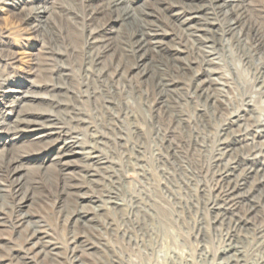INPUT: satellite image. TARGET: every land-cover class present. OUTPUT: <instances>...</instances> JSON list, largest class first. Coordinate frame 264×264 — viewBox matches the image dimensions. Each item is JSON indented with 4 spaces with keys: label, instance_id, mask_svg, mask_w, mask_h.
Returning <instances> with one entry per match:
<instances>
[{
    "label": "rangeland",
    "instance_id": "rangeland-1",
    "mask_svg": "<svg viewBox=\"0 0 264 264\" xmlns=\"http://www.w3.org/2000/svg\"><path fill=\"white\" fill-rule=\"evenodd\" d=\"M35 2L0 3L4 88L27 80L39 85L40 92L61 87L63 93L35 106L53 110L59 117L58 136L69 137L74 131L84 146L93 147L112 163L110 170L95 168L98 173L90 180L80 170L79 161L70 172L59 163L46 166L55 152L49 144L43 149L48 154L42 165L24 163L25 185L32 197L19 207L12 178L4 176L5 162L22 151L27 157L36 155V147L45 142L38 143L31 139L32 133L19 131L14 135L19 138L10 143L11 134L3 131L7 150H0V264L215 263L225 245L227 225L213 224L216 214L210 206L213 200L228 201V184L219 173L232 159L241 161L232 184L245 172L248 150L262 139L255 135L251 143L247 135L252 133L254 119L264 121V85H260L264 77V0H244L247 15L240 37L238 28L228 33V17L210 0H129L142 17L141 9L154 12L146 24L158 27L161 45L171 55L154 53L146 65L153 71L150 78L133 69L136 54L130 30L104 22L108 0L48 2L49 25L37 29L32 21L23 20ZM190 11L199 17L184 23ZM196 24L211 27L199 34L193 28L183 29ZM96 30L98 37H107L106 43H91L89 32ZM207 36L215 41L217 64L227 84L221 93L209 89V98L193 92L203 76L194 71L201 68ZM62 69L67 76L60 74ZM161 82L169 85L162 90ZM1 88L0 117L5 100ZM246 99L252 100L251 112H241L238 124L230 125L231 112L244 108ZM226 123L230 127L224 131ZM232 135L241 142L230 156L216 161L217 144L231 140ZM168 146H175L176 153L172 155ZM201 184L204 191H199ZM107 191L117 192L120 206L105 204L94 211V204L81 201L84 192L104 196ZM258 202L252 228L241 237V264H264V192ZM81 209L91 211L86 223L73 215ZM237 210L244 215V207L238 205ZM20 213L30 216L22 225L18 223ZM32 221L44 235V255L29 249L33 227L28 222ZM259 228H263L260 238L255 233Z\"/></svg>",
    "mask_w": 264,
    "mask_h": 264
},
{
    "label": "bare ground",
    "instance_id": "bare-ground-1",
    "mask_svg": "<svg viewBox=\"0 0 264 264\" xmlns=\"http://www.w3.org/2000/svg\"><path fill=\"white\" fill-rule=\"evenodd\" d=\"M3 2L4 0H0V3ZM48 2H50L49 5H51L53 0H36L35 4L28 8L23 20L32 21L33 27L36 29L38 27L45 28L48 26V18L50 14L49 9L51 7L47 4ZM209 3L212 6L214 5L228 17L227 26L228 31H230L228 33H231V31H234L238 28L237 34L238 37H240L242 34L241 30H243L241 26L244 25V18L247 15V8L244 0H210ZM106 7L105 23L112 21L114 24L117 23L118 27L126 26L128 30H130L129 40L132 42L134 46L133 51H135L136 54V62L133 65V69H137V73L143 78L153 77V71L151 72V70H148L146 65L147 63L152 62L153 58L155 57L154 53H157L160 56H171L170 53L164 51V48L161 45L163 43V38L162 34L160 35L157 33L160 31L157 29L158 27L152 28L150 25L148 27L146 24V22L151 21L150 18L153 16L154 12L151 10L141 9L140 11L142 15H144V17H142L138 15L135 7L132 6L129 0H108ZM190 13L186 14L188 16H185L182 19L184 23H188L191 19L199 17H196L198 13L196 11H190ZM209 27L211 26H197L196 24V26L187 25L183 29H185L184 31H190L193 28L192 31L196 34H199L200 32H208L210 29ZM95 32L97 33V30L89 32L88 39L91 40V43H106V41H108L106 36L104 37L103 35H100L98 37ZM175 48L177 50V47ZM203 48L205 49V54L204 58L200 61L201 68L195 69L194 71L196 75L201 71L203 76L201 79L195 82L193 92L195 93L197 91L200 95L204 94L206 98H209L211 96V94L208 93L209 89H212L213 91L216 89L221 93L223 87L225 88V85L227 84L225 81V74L221 73L220 66L217 64V51H215V41H213L212 37H205ZM98 58L99 56L96 55L95 60L98 61ZM262 69H264V66ZM117 70L118 69L115 70L116 73L119 72ZM60 74L63 76L68 75L66 69H62ZM166 84L167 83L163 82L160 83L162 90L165 89ZM261 84L262 86L264 85V77L262 80H260V85ZM0 86L2 87L1 92L5 97V100L1 105L2 110L0 117V135L3 131L10 133L11 136L8 137V140L10 143H14L16 139L19 138L18 135L16 137H14V135H16L17 132L22 131L28 134L32 133L30 136L32 137L31 139L38 143L45 142L39 146V148L36 147L37 151L35 152H38L36 155L27 157L24 151H22L23 153L15 154L14 157L11 156L7 158L5 162L4 176L8 179L12 178L11 184L14 191L13 193L17 199L19 207L26 206L31 201L32 197L27 193L25 185L26 180L24 179V175L26 166L24 163L25 161L29 160L30 162L34 161L38 163L39 166L42 165L48 154V152H42H44L43 149L47 145L49 146V144H52L51 148L55 149V152L54 155L48 159L49 162L46 166H55V164L59 163L64 166V169H66L65 171L70 172V170H73L74 164L79 161L80 166L85 168L82 169L80 167V170L84 171L85 176H87V178L90 180H92V178L98 173V170L95 168L101 170L108 168L110 170L112 162L106 155L98 153L93 147L84 146L79 141L77 133L74 135V131L70 132L71 134L73 133V135L70 134L69 137L61 138L58 136L57 130L60 128L59 124L61 122L59 117L53 113V110L47 111L43 108H38L35 106V103L42 102L45 98H53L54 95H57L60 92L63 93L61 87H58L57 90L51 92H40L37 90L39 85H35L34 81L31 80H27V82L24 81L16 83L7 89L4 88L5 82L1 80ZM217 94L218 93L216 92V95ZM213 98L214 96H212V99ZM55 103V105H57V102ZM244 106V108L241 107V109H236L231 112V115L229 116L230 125L238 124L240 120L239 118L242 116L240 115L241 112H251L250 110L252 107V100L246 99ZM56 113L59 112L57 111ZM226 124L227 126L223 129L224 131L230 127L228 123ZM251 126L252 133L250 132V134L247 135V139L250 140L251 143L255 141V135L262 137V139L258 141V144L253 145L252 148L248 150L246 155L249 162H247L244 174H240L241 176L237 179H234L232 181L233 183L231 184V178L236 176L235 171L239 168L241 162L237 161L236 158L232 159L228 165H225L227 167H223L221 172L219 171V178L223 179L228 184L226 191L228 201L226 204H219L220 202L218 203L213 200L210 206L212 211L216 214L213 224L221 225L226 222L227 225L224 231L225 245L221 250L219 259L213 264H241L244 261V254L240 244L241 237H245L249 229L252 228L254 218H256L259 211L258 200L261 198L262 193L264 192V121L260 119H254L251 122ZM235 136L236 135H232L231 140L217 144L218 146L216 148L218 151L216 155V161L220 162L223 156H230V154L236 150L235 147L237 143L241 142V138L239 139ZM4 137L6 136L3 134L0 136L1 151L7 150ZM244 139H246V136H244L242 141ZM168 150H170L172 155L176 153L175 146H168ZM91 164H93V167H91L92 169H88ZM139 168L142 170V165L139 166ZM107 173L106 175L108 178H111V171L110 173ZM198 187L199 191L205 190L202 184ZM116 193L117 192L115 191H107L104 196H95L84 192L82 193L81 201L86 203L88 202V204H94L92 209L94 211H98L105 204L107 206L110 205L112 207H117L120 206L121 203ZM238 205L244 207V215L242 216L238 215ZM75 214H73L75 218L84 223L91 219V211L88 209H81ZM74 216H72V218ZM29 217V213H20L18 217L19 225H22L28 221ZM28 223V226L33 227L30 231V239H32V243L29 246L30 251L36 255L45 253L41 242V240L44 238V235L39 232L40 230L36 229V223L34 221ZM262 232L263 228L256 230L255 233L258 235V238L263 235Z\"/></svg>",
    "mask_w": 264,
    "mask_h": 264
}]
</instances>
